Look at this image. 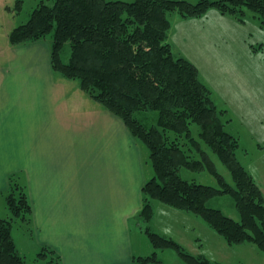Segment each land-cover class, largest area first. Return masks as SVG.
<instances>
[{"label":"trees","instance_id":"1","mask_svg":"<svg viewBox=\"0 0 264 264\" xmlns=\"http://www.w3.org/2000/svg\"><path fill=\"white\" fill-rule=\"evenodd\" d=\"M21 6L22 0H16L7 8L18 12ZM210 9L240 23L253 12L264 26V0H54L50 5L39 3L28 20L8 34L9 43L15 46L53 32L51 67L63 77L77 80L89 98L118 116L149 150L153 176L141 188L139 217L154 250L135 257L136 264L159 263L158 251L166 249L175 251L185 264H218L151 230L147 223L154 200L199 216L230 245L251 243L264 253L263 192L235 156L238 139L225 129V110L215 106L197 67L175 55L167 40L168 13L196 18ZM66 44L69 53L65 58ZM263 47L264 42L258 47L251 45L255 52ZM141 110L158 112L155 126L147 127L135 118V112ZM192 123L199 127L197 138ZM201 143L229 170L232 184L218 173ZM181 168L205 169L218 186L183 179ZM223 194L233 198L239 220L207 205L209 199ZM5 203L10 216L0 217V264H26L11 231L15 223H29L32 210L25 185L15 175L9 176ZM36 259L61 264L60 257L47 246Z\"/></svg>","mask_w":264,"mask_h":264},{"label":"crops","instance_id":"2","mask_svg":"<svg viewBox=\"0 0 264 264\" xmlns=\"http://www.w3.org/2000/svg\"><path fill=\"white\" fill-rule=\"evenodd\" d=\"M15 1L0 0V209L7 208L8 179L15 175L31 202V222L23 235L30 232L27 239L35 251L50 247L61 264H136V256L154 250L139 217L141 188L153 176L149 150L118 116L89 98L77 80L51 67L50 39L9 43L10 17L17 12L7 7ZM224 19L240 23L210 9L196 18L178 15L175 24L205 29L199 34L211 44L208 21L215 26ZM151 205V230L211 261L203 251L202 240L208 237L221 256L211 262L228 264L229 249L251 244L230 245L199 216L155 200ZM176 225L179 237L172 232ZM11 234L20 254L13 229ZM170 253L158 251L156 264H165V257L182 262ZM238 263L245 264H231Z\"/></svg>","mask_w":264,"mask_h":264},{"label":"rangeland","instance_id":"3","mask_svg":"<svg viewBox=\"0 0 264 264\" xmlns=\"http://www.w3.org/2000/svg\"><path fill=\"white\" fill-rule=\"evenodd\" d=\"M45 1L47 4L54 2V0ZM36 6V0H24L22 11L20 10L13 17H10L14 24L12 27L25 23ZM167 15L171 23L170 29L174 32L170 37L174 45V54L185 57L197 67L199 79L210 90L215 106L219 110H225L222 120H227L226 131L238 139V147L235 150L236 158L264 191V149L260 147L264 146V47L256 52H253L251 48V45L258 47L260 43L264 42V26L260 25L259 19L253 12L247 13L246 24L234 23L235 21L231 22L229 19H224L216 22L214 26L215 21L209 20L208 22L212 24L213 28H207L210 31L209 35L213 36V42L208 44L203 42L199 34L207 32L205 29L199 31L197 25H176L175 19L179 14L171 12ZM52 35L53 32H50L45 38L52 40ZM68 53L69 46L66 44L65 58ZM134 116L149 127L156 125L158 112L155 110H141L136 111ZM190 128L193 136L197 138L198 125L192 123ZM184 148H187V146ZM201 149L214 162L218 173L228 183L232 184L229 170L220 162L217 156L203 143H201ZM193 154H196L195 157H199L198 153ZM179 175L186 180L218 186L216 178L205 169L192 171L181 168ZM208 204L209 207L221 209L229 217H236L235 220L240 218L233 198L228 194L212 197ZM9 216L7 208L0 209V217L9 218ZM30 222L26 224L15 223L12 227L20 254L26 264H48L46 263L48 259H36L38 252L35 251L31 241L27 239L30 238V232L28 235H23V231L27 233L24 229ZM172 229L174 230L172 232L179 237V233L177 234L175 231L179 229V225L172 226ZM173 240L187 252L194 255L198 254L192 252L191 248L184 247L177 240ZM202 241L204 254L207 253L211 257V261L221 257L217 253L219 248L212 246L215 243L213 240L205 237ZM229 250L231 253L227 259L230 262L228 264L233 262L264 264V253L255 245L250 244ZM169 252L172 256H177L172 249H169ZM164 260L165 264H185L182 262L177 263V261L170 262L169 257H165Z\"/></svg>","mask_w":264,"mask_h":264}]
</instances>
